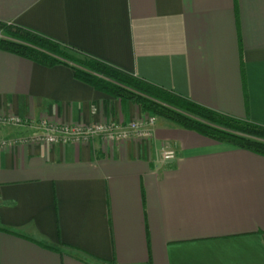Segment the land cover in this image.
<instances>
[{
    "label": "crops",
    "instance_id": "1",
    "mask_svg": "<svg viewBox=\"0 0 264 264\" xmlns=\"http://www.w3.org/2000/svg\"><path fill=\"white\" fill-rule=\"evenodd\" d=\"M0 21L264 126V0H0ZM145 114L0 50V264H264L263 155L161 117L149 143L26 140Z\"/></svg>",
    "mask_w": 264,
    "mask_h": 264
},
{
    "label": "trees",
    "instance_id": "2",
    "mask_svg": "<svg viewBox=\"0 0 264 264\" xmlns=\"http://www.w3.org/2000/svg\"><path fill=\"white\" fill-rule=\"evenodd\" d=\"M0 50L45 66L63 64L95 90L131 101L187 130L264 156V126L227 116L29 29L0 21Z\"/></svg>",
    "mask_w": 264,
    "mask_h": 264
},
{
    "label": "built area",
    "instance_id": "3",
    "mask_svg": "<svg viewBox=\"0 0 264 264\" xmlns=\"http://www.w3.org/2000/svg\"><path fill=\"white\" fill-rule=\"evenodd\" d=\"M157 117L150 113L145 114L141 120L128 121L124 125L114 122L107 124H94L88 126H69L58 125L51 126L46 122H40L36 125L39 130L33 136L27 138L29 142L43 144H61L66 145L74 142L87 141L95 136H100L104 140L119 142L124 139L134 138L141 142L149 143L153 138V126ZM2 121L16 125H27L26 120L19 117H7ZM8 145H12L8 142ZM164 162H174L176 151L174 149H164L161 154Z\"/></svg>",
    "mask_w": 264,
    "mask_h": 264
},
{
    "label": "rangeland",
    "instance_id": "4",
    "mask_svg": "<svg viewBox=\"0 0 264 264\" xmlns=\"http://www.w3.org/2000/svg\"><path fill=\"white\" fill-rule=\"evenodd\" d=\"M1 35V34H0ZM146 114H148V113H146ZM150 114H152V113H150ZM153 115V114H152ZM157 117V116H156Z\"/></svg>",
    "mask_w": 264,
    "mask_h": 264
}]
</instances>
